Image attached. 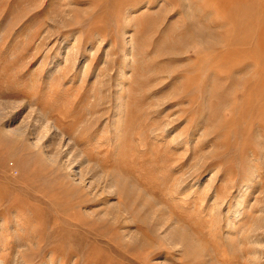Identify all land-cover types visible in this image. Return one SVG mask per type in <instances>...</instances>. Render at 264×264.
Segmentation results:
<instances>
[{
  "label": "rangeland",
  "instance_id": "1",
  "mask_svg": "<svg viewBox=\"0 0 264 264\" xmlns=\"http://www.w3.org/2000/svg\"><path fill=\"white\" fill-rule=\"evenodd\" d=\"M0 264H264V0H0Z\"/></svg>",
  "mask_w": 264,
  "mask_h": 264
}]
</instances>
